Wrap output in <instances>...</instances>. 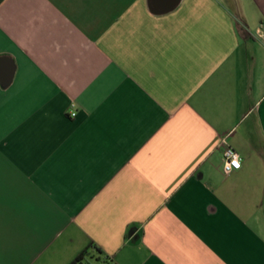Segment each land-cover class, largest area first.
Segmentation results:
<instances>
[{"label": "crops", "instance_id": "1", "mask_svg": "<svg viewBox=\"0 0 264 264\" xmlns=\"http://www.w3.org/2000/svg\"><path fill=\"white\" fill-rule=\"evenodd\" d=\"M92 245L264 264V0H0V264Z\"/></svg>", "mask_w": 264, "mask_h": 264}, {"label": "trees", "instance_id": "2", "mask_svg": "<svg viewBox=\"0 0 264 264\" xmlns=\"http://www.w3.org/2000/svg\"><path fill=\"white\" fill-rule=\"evenodd\" d=\"M84 250L72 264H110L111 260L100 247L92 245Z\"/></svg>", "mask_w": 264, "mask_h": 264}, {"label": "built area", "instance_id": "3", "mask_svg": "<svg viewBox=\"0 0 264 264\" xmlns=\"http://www.w3.org/2000/svg\"><path fill=\"white\" fill-rule=\"evenodd\" d=\"M71 115H76V110L71 111ZM223 169L225 173L229 174L234 170L241 168L242 159L241 154L232 145L226 144L224 151Z\"/></svg>", "mask_w": 264, "mask_h": 264}]
</instances>
